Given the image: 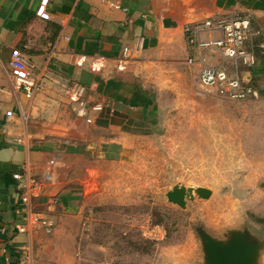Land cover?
Returning a JSON list of instances; mask_svg holds the SVG:
<instances>
[{
  "label": "crops",
  "instance_id": "obj_1",
  "mask_svg": "<svg viewBox=\"0 0 264 264\" xmlns=\"http://www.w3.org/2000/svg\"><path fill=\"white\" fill-rule=\"evenodd\" d=\"M121 2L125 9L102 0H50V18L44 20L35 14L38 0H0V264H84L79 233L70 223L79 219L88 159L120 157L125 143L155 121V91L141 69L148 62L188 64L186 23L249 12L260 33L254 39L257 62L245 76L254 96L264 97V0ZM124 46L130 55L125 69L117 70ZM14 48L33 65L30 77L37 89L32 95L10 74ZM190 66L197 80L198 66ZM73 82L85 87L90 105H102L90 111V123L69 116L65 102ZM15 172L39 184L25 206ZM31 211L51 216L54 227L17 232L14 225L26 223ZM250 224L264 234V214L260 223ZM190 256L177 255L175 263L193 264L199 253ZM260 261L264 264V251Z\"/></svg>",
  "mask_w": 264,
  "mask_h": 264
},
{
  "label": "rangeland",
  "instance_id": "obj_2",
  "mask_svg": "<svg viewBox=\"0 0 264 264\" xmlns=\"http://www.w3.org/2000/svg\"><path fill=\"white\" fill-rule=\"evenodd\" d=\"M141 70L155 91L156 118L120 157L88 159L79 219L70 223L84 264H177V255L199 253L197 224L221 233L263 219L264 97H218L186 63ZM65 104L78 116L75 102ZM182 185L211 194L186 197L181 207L166 192Z\"/></svg>",
  "mask_w": 264,
  "mask_h": 264
},
{
  "label": "built area",
  "instance_id": "obj_3",
  "mask_svg": "<svg viewBox=\"0 0 264 264\" xmlns=\"http://www.w3.org/2000/svg\"><path fill=\"white\" fill-rule=\"evenodd\" d=\"M102 1L110 7L125 9L121 0ZM49 2L50 0H38L35 14L39 18H50L47 10ZM183 32L190 49L186 62L198 66L197 82L200 87L221 98L244 100L254 96V87L245 72L251 70L257 62L254 39L260 32L252 28L249 12L232 17L207 16L186 23ZM215 54L218 59L214 62ZM129 55L130 47L124 46L121 57L115 64L117 70L125 69V61ZM79 59L84 62L86 56L82 54ZM32 66L18 48L11 50L8 60L10 74L14 77L16 86L28 95H32L37 89L35 80L30 77ZM68 90L70 100L76 104L77 115L88 123L92 122L90 111H98L102 105H90L86 100L85 87L76 82H73ZM6 115L11 116L12 112L7 111ZM15 141L21 143L23 138H15ZM13 178L18 181L20 201L25 206L29 203L30 196L38 190L39 184L19 172H15ZM54 225L51 216L31 211L27 222L15 224L14 229L19 233L30 229H44L49 232Z\"/></svg>",
  "mask_w": 264,
  "mask_h": 264
},
{
  "label": "water",
  "instance_id": "obj_4",
  "mask_svg": "<svg viewBox=\"0 0 264 264\" xmlns=\"http://www.w3.org/2000/svg\"><path fill=\"white\" fill-rule=\"evenodd\" d=\"M195 194L208 198L211 190L203 186H175L166 192V197L168 201L184 207L185 198L193 199ZM196 235L199 257L193 264H261L264 234L246 220L237 227H224L220 235H214L197 224Z\"/></svg>",
  "mask_w": 264,
  "mask_h": 264
}]
</instances>
